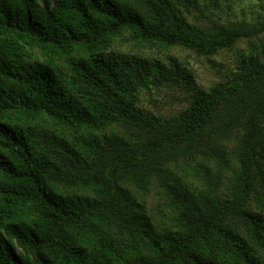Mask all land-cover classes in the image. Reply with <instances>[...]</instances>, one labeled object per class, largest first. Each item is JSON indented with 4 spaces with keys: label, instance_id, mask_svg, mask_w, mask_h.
Here are the masks:
<instances>
[{
    "label": "trees",
    "instance_id": "1",
    "mask_svg": "<svg viewBox=\"0 0 264 264\" xmlns=\"http://www.w3.org/2000/svg\"><path fill=\"white\" fill-rule=\"evenodd\" d=\"M184 13L205 17L200 0H0V264H264V48L175 116L137 104L192 80L147 50L210 58L264 20Z\"/></svg>",
    "mask_w": 264,
    "mask_h": 264
},
{
    "label": "rangeland",
    "instance_id": "2",
    "mask_svg": "<svg viewBox=\"0 0 264 264\" xmlns=\"http://www.w3.org/2000/svg\"><path fill=\"white\" fill-rule=\"evenodd\" d=\"M202 15L193 16V13H184L187 19L198 25H206L208 20L223 23H234L242 25L258 24L264 20V0H200ZM120 50L129 51L132 44L123 40L119 42ZM264 48V34L259 37L239 41L230 50L220 51L215 56L203 58L197 56L193 51L175 47L168 52L150 53L168 64L167 59L174 57L187 73L192 77L190 84L163 87L157 90H141L138 93V107L146 114H153L161 118H168L179 114L189 104L190 95L197 90L210 89L224 81H227L239 72L240 60L248 55L249 49ZM124 51V52H125ZM259 60L264 64V58L259 54ZM190 87V91L186 88ZM133 131V130H131Z\"/></svg>",
    "mask_w": 264,
    "mask_h": 264
}]
</instances>
